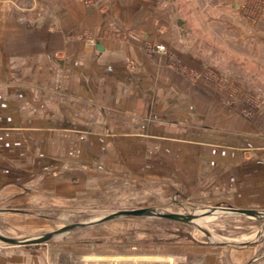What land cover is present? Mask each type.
I'll list each match as a JSON object with an SVG mask.
<instances>
[{"label": "rangeland", "instance_id": "rangeland-1", "mask_svg": "<svg viewBox=\"0 0 264 264\" xmlns=\"http://www.w3.org/2000/svg\"><path fill=\"white\" fill-rule=\"evenodd\" d=\"M104 1L93 10L103 28L96 35L90 29L74 34L80 22L65 21L61 5L35 0H0V27L43 31L41 48L44 42H59L57 58L64 45L93 49L102 41L127 43L150 76L173 75L178 83L168 88L172 97L156 100L160 88L153 79L152 113L145 110L147 102H137L129 111L134 115L114 110L121 114L118 128L133 126L136 132L107 133L99 127L104 117H85L68 125L71 129L56 127L63 126L57 118L51 123L55 118L47 99L56 94L40 86L38 116L28 109L35 125L9 118L12 126L0 133V235L35 239L144 208L201 215L229 206L264 213V0ZM163 16L169 21L161 22ZM173 28L178 34L165 37L163 29ZM21 38L34 40L27 34ZM6 39L9 59L29 54L18 50L20 37ZM133 60L124 64L132 76L140 69ZM14 123L21 129H10ZM201 217L209 219L197 224L196 219L116 217L75 227L44 244L0 242V247L20 256H51V247L65 244L101 241L142 249L159 241H190L209 244L218 253L251 256L247 264H264V219L220 209Z\"/></svg>", "mask_w": 264, "mask_h": 264}, {"label": "crops", "instance_id": "crops-1", "mask_svg": "<svg viewBox=\"0 0 264 264\" xmlns=\"http://www.w3.org/2000/svg\"><path fill=\"white\" fill-rule=\"evenodd\" d=\"M104 2V0L37 2L35 0L36 4L42 6L61 5L65 21L80 22V28L73 32L76 35L89 29L96 35L103 30L101 23H98L101 16L98 11L93 10L95 5ZM74 4L79 5L78 10H73ZM163 18L161 22L164 23L170 19L167 16ZM57 19L63 21V17L58 16ZM51 20H54V16ZM163 30L165 37L172 36L170 35L172 32L176 34L178 31L174 28ZM42 32L34 28H8L3 25L0 27V133H5L9 126H12L9 118H15L17 124L26 121L28 126L35 125L32 124V116L28 115V109L35 110V116H38L40 86L43 85L51 87V91L56 94V98L51 95L47 97L51 103L48 105L51 117L55 118L51 119V123L57 118L56 123L63 126L56 127L71 129L68 125H72V122L80 124L85 117L95 116L104 117L99 126L105 129L103 132L135 133L133 126L131 129L127 128L128 130L118 128L120 127L117 125L120 121L118 117L121 114L114 113V110L133 113L137 102H147V105L144 104L147 107L145 110L150 112L155 78L150 76L148 68L145 71L144 62L139 61L140 57L133 58L135 51L129 48L131 45L102 41L92 49L81 44H69L64 45L62 58H57L53 53L60 47L59 42L50 41L48 44L44 42L41 48L42 39L39 37L45 36ZM12 34L20 37L19 40H15V44L18 50L29 52L27 56L8 58L6 38ZM25 34L31 35L34 40L27 42L22 39ZM166 43L170 42L166 40ZM97 46L101 49H97ZM128 58L134 59L140 68L134 76L124 68ZM45 71L48 73L47 76L44 75ZM164 71L161 70V73ZM169 75L155 79L159 84L155 83L158 85L156 88H160L154 93L158 95L156 100L168 101V98L172 97L168 94V88L176 85L178 81L170 73ZM131 112H125L123 116L134 115ZM147 114L144 111L143 115ZM105 116L108 118L106 121ZM158 243L157 247L142 249L136 246L121 247L109 242L105 244L101 241L79 246L65 244L51 247V256H20L17 250L0 247V264H247L251 257L246 254L240 256L218 253L215 247L199 242Z\"/></svg>", "mask_w": 264, "mask_h": 264}, {"label": "water", "instance_id": "water-1", "mask_svg": "<svg viewBox=\"0 0 264 264\" xmlns=\"http://www.w3.org/2000/svg\"><path fill=\"white\" fill-rule=\"evenodd\" d=\"M97 49H101L99 46H97ZM224 210L225 212L232 213V214H238V215H244L251 218H257V219H264V213L260 211L255 210H249V209H236L233 207H214L211 210L203 212L201 215H181V214H174V213H165V212H157L153 208H144V209H138V210H129V211H119L116 213H112L110 215H107L103 218L97 219L95 221L91 222H85L80 224H74L66 226L62 229H59L53 233L46 234L45 236L38 237L35 239H29V240H14L11 238H6L0 235V242L9 246H28V245H35V244H44L47 242L50 238H52L54 235L61 234L63 232H66L68 230H71L78 226H90L99 224L102 222H106L109 220H112L116 217H156L161 218L165 220L175 221V222H181V223H192L196 218L201 217L205 214H211L214 213L216 210Z\"/></svg>", "mask_w": 264, "mask_h": 264}, {"label": "bare ground", "instance_id": "bare-ground-1", "mask_svg": "<svg viewBox=\"0 0 264 264\" xmlns=\"http://www.w3.org/2000/svg\"><path fill=\"white\" fill-rule=\"evenodd\" d=\"M201 214V213H200ZM212 216V215H211ZM209 217H199L198 219L196 218L195 222L197 224H203L205 221H207Z\"/></svg>", "mask_w": 264, "mask_h": 264}, {"label": "built area", "instance_id": "built-area-1", "mask_svg": "<svg viewBox=\"0 0 264 264\" xmlns=\"http://www.w3.org/2000/svg\"><path fill=\"white\" fill-rule=\"evenodd\" d=\"M161 49H163L162 47H160Z\"/></svg>", "mask_w": 264, "mask_h": 264}]
</instances>
